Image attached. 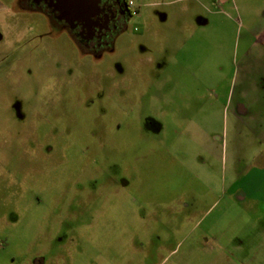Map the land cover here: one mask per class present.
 Segmentation results:
<instances>
[{"label": "rangeland", "instance_id": "rangeland-1", "mask_svg": "<svg viewBox=\"0 0 264 264\" xmlns=\"http://www.w3.org/2000/svg\"><path fill=\"white\" fill-rule=\"evenodd\" d=\"M132 1L98 55L0 14V264H264V0Z\"/></svg>", "mask_w": 264, "mask_h": 264}, {"label": "flooded vegetation", "instance_id": "flooded-vegetation-1", "mask_svg": "<svg viewBox=\"0 0 264 264\" xmlns=\"http://www.w3.org/2000/svg\"><path fill=\"white\" fill-rule=\"evenodd\" d=\"M86 12L62 14L61 0H22L29 10L44 12L51 21L63 26L84 53L94 55L110 48L125 29L129 19L137 15V9L129 0H93Z\"/></svg>", "mask_w": 264, "mask_h": 264}, {"label": "crops", "instance_id": "crops-1", "mask_svg": "<svg viewBox=\"0 0 264 264\" xmlns=\"http://www.w3.org/2000/svg\"><path fill=\"white\" fill-rule=\"evenodd\" d=\"M19 1L20 0H0V14L18 11L17 6H18ZM234 92H235V90L233 89L232 93H230V91H229L227 94V99H226V102H225L224 107H223V110H224L223 111V118L225 120L228 119V115H229L228 113H230V112L233 113L234 117H237L240 114L239 112L243 113L246 111V107L244 105L245 102L243 101V99H244V97H247L248 92H246L242 89L240 91V94H241V97H242V95H243V97L240 100L236 99L235 104L233 106L232 104H233ZM241 101H243V102H241ZM260 102L261 101H256L255 105L258 106ZM232 106H233V110H231ZM237 111H239V112H237ZM263 112H261V114H263ZM257 114L259 115V112ZM239 187L240 186H237L235 184V182L231 183V185L229 186L230 199L234 200V198H237L240 201L245 200V199H250V198H247V192L245 190L239 188ZM225 193H226V188H225ZM259 199L260 198H258V200ZM252 201L255 202V199H253Z\"/></svg>", "mask_w": 264, "mask_h": 264}, {"label": "water", "instance_id": "water-1", "mask_svg": "<svg viewBox=\"0 0 264 264\" xmlns=\"http://www.w3.org/2000/svg\"><path fill=\"white\" fill-rule=\"evenodd\" d=\"M61 4H63V9H58L61 12V16L59 18H64L63 14L68 13H83L86 12L87 9L91 8L94 5L93 0H61Z\"/></svg>", "mask_w": 264, "mask_h": 264}, {"label": "built area", "instance_id": "built-area-1", "mask_svg": "<svg viewBox=\"0 0 264 264\" xmlns=\"http://www.w3.org/2000/svg\"><path fill=\"white\" fill-rule=\"evenodd\" d=\"M129 5H130L132 8L136 9V8L134 7V5H133V1H132V0H129Z\"/></svg>", "mask_w": 264, "mask_h": 264}]
</instances>
